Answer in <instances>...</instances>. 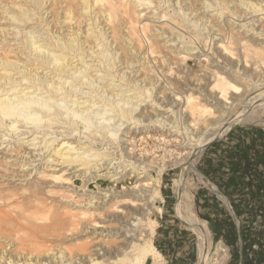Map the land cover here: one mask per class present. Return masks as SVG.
Returning <instances> with one entry per match:
<instances>
[{
    "label": "bare ground",
    "instance_id": "1",
    "mask_svg": "<svg viewBox=\"0 0 264 264\" xmlns=\"http://www.w3.org/2000/svg\"><path fill=\"white\" fill-rule=\"evenodd\" d=\"M34 1L38 3L42 27L36 30L38 28L29 27L30 23L23 18H17L20 24L25 22L21 26L27 25L19 31L24 34L22 41H19V33L4 36L12 41L11 45L24 43V46H11L17 56L15 60L0 56V145L5 144L2 137L9 136L7 143H10L14 137L34 136L18 145L11 142L14 148L12 144L11 149L9 144L5 147H9L8 150L0 148V164L12 158L11 162H18V166L8 164L6 167L13 171L10 186H28L23 188L26 193L0 198V241L6 243L0 242V264H165L164 255L153 241L158 222L151 214L153 208L163 212L158 202L165 203L161 187L168 169L174 170L176 217L185 222L184 226L196 237L197 258L193 264H224L226 252L221 242L215 244L213 223L196 212L195 190L204 185L216 191L227 205L230 203L203 175L199 160L205 146L217 137L222 138L233 126L258 124L264 120V0H159L165 14L151 10L155 12L151 17H147L143 9L151 8L152 0H82L85 8L100 5L105 12L98 26L91 28V33H98L95 40L100 41L96 43L88 39L89 33L81 28L65 33L64 25L56 26L54 7L48 9L54 0ZM133 2H137L134 10ZM243 5H250L253 12L262 11L263 16L255 15L258 17L248 20L251 24L243 22L238 27L250 26L251 31L259 32L248 35L237 28L234 17L238 15L236 17H242L243 21V17L250 14L240 7ZM42 6L45 7L40 13ZM141 6L147 7L140 9ZM213 7L218 8L216 14L209 13L208 8ZM65 11L64 17L73 12L72 9ZM169 12L172 17H168ZM96 14L92 19L98 22ZM174 16L178 19L176 22L192 27L191 31L200 22L204 24L203 30H196L197 36H204L208 29L205 46L214 49L213 55H217L219 62L215 59L209 62L200 82L190 79V63L202 56L204 45L201 47V42L197 41L193 42L197 47L189 45L185 33L177 30L178 25L173 26ZM115 19H119L117 23ZM163 21L166 24H162ZM63 22L64 19L60 23ZM100 24L102 26L96 30ZM27 28L29 30L25 31ZM133 34L140 36L137 39L140 42L135 43ZM121 36L126 37L128 42L123 40L126 45L134 43V49L129 47L128 50ZM180 39H184L181 45ZM172 41L175 46L169 43ZM140 43L142 45H138ZM106 50L111 51V59L107 58ZM33 54L35 57H31ZM88 57L94 58L93 63L87 62ZM134 64L139 67L133 70ZM98 70L104 74H99ZM116 78L128 80V88L124 90L126 86L116 84ZM23 81L27 86L15 94L14 89ZM85 85H89L91 91L85 92L82 89ZM129 90L134 93L126 94ZM43 92L47 95H41ZM92 92L104 102L99 105L100 102L90 103L89 99L80 101L83 96L76 98ZM68 97L75 102L65 103ZM141 101L148 103L143 106ZM82 102L88 104L81 105ZM93 118L98 120L94 122L95 127L91 124ZM80 120L86 122L81 124ZM117 121L121 122L114 125ZM127 121L132 127L123 128ZM202 123L201 130L199 124ZM211 124L215 125L214 129L204 132ZM155 125L162 130L179 132L192 141V146L184 152L169 149L164 144L180 140L165 136L160 139L163 146H160L162 154H157L161 156L158 162L146 161L144 155L136 157L133 148L127 150L129 141L137 143L136 136L129 135L132 131ZM35 133L43 134L41 140L36 141L39 134ZM91 135L95 138L90 139ZM83 137L90 139L89 143ZM96 139H101V143L97 144ZM38 144L39 149L30 148ZM111 147L115 150L109 151ZM119 151L122 155L117 157ZM127 174L137 175V183L131 191L100 184L97 190L89 188V183L98 178L118 183ZM78 177L83 184L76 186ZM18 180L22 181L16 183ZM14 196H18L17 199ZM57 202L64 210L57 215L60 218L55 225L39 224L44 221L41 208H55ZM49 230L63 242H75L77 250L73 246L76 251L60 244L57 249L51 244H39V234ZM8 234L10 237L19 234L17 243L21 248H17L16 240ZM24 235L32 237V249H35L31 252L25 250ZM102 238L113 239L106 244Z\"/></svg>",
    "mask_w": 264,
    "mask_h": 264
},
{
    "label": "rangeland",
    "instance_id": "2",
    "mask_svg": "<svg viewBox=\"0 0 264 264\" xmlns=\"http://www.w3.org/2000/svg\"><path fill=\"white\" fill-rule=\"evenodd\" d=\"M212 1H214V2H216L215 0H212ZM54 2L55 3H52L50 6H49V10L50 9H52L53 7V9L52 10H54V12L53 13H56V17H55V20H54V22L56 23V26L59 28V27H62L63 25H64V29H65V33H72V31H73V28H75V29H77V28H81V30L83 29V30H85V32L87 31V35H88V33H89V35H88V39H90L91 41H94V43H96V42H98V41H100V39H97V40H95V37L97 36V34L98 33H91L92 32V30L93 29H91V28H94L95 29V27L96 26H98V24L102 21H99L100 19H103V18H105V12H103L102 10L103 9H101V6L100 5H98V6H96V7H94V6H90V7H86L85 8V5H84V3L82 2V0H75L74 2L72 1V0H54ZM151 2H153V5H152V7L151 8H144L143 9V12H146L147 13V17H151V16H154L153 14H155V12L157 11L158 13H161V14H165V13H163V6L159 3V0H152ZM134 4H133V7H132V10H134V9H136L137 7H135V5H136V3L137 2H133ZM54 4V5H53ZM264 4V3H263ZM38 5V3H35V1L34 0H0V56L2 57V58H8V59H16L17 58V56H16V54H14V52H13V50H12V48H11V46H13V45H11L12 43V41L11 42H9L8 40H6L5 38V33H13V34H15V33H19V31L20 30H22V29H24L23 27H26L27 25H25V26H21L23 23H25L24 21L23 22H21L22 24H20V22H18L19 20H22V18H23V20H26L27 21V23H30V24H28V26L29 27H31V26H33V27H35V28H38V29H36V30H39V27H42V25H39V7L37 6ZM250 6V5H249ZM249 6H246V5H243V6H240L242 9H244V10H249V11H247V12H249L250 14H248L247 16H246V18L244 19V17H243V21H242V17H240V18H238V17H236V16H238V15H236L235 17H234V19H235V21H236V26H237V28H240V27H238V25L240 24H242L243 22H248V24H251V22H249L251 19H253V18H257L258 16H255V15H261V16H263V14H262V11H260V12H253V11H251V10H253L252 8L250 9L249 8ZM44 7L45 6H42L41 7V9H40V13H42V11L44 10ZM68 7V8H67ZM143 7H147V6H141L140 7V9H142ZM220 7V6H219ZM251 7V6H250ZM249 8V9H248ZM24 9V10H23ZM26 9V10H25ZM65 9H72V14L70 15V16H68L67 15V17H64L65 16V14H66V11H65ZM150 9V10H149ZM209 9V13L210 12H212V13H210V14H216L217 12H218V8L216 7H213V8H208ZM207 9V10H208ZM64 10V11H63ZM148 10V11H147ZM151 10H155V12L153 13ZM25 11V12H24ZM27 12V15H24V13H26ZM97 13V14H96ZM104 13V14H103ZM32 14V15H31ZM97 15V19H98V22H96V20L95 19H92L93 18V16L94 15ZM99 14V15H98ZM103 14V15H102ZM167 14V13H166ZM172 13H168V17L169 16H171L172 17V15H171ZM230 14H232V13H230ZM174 15V14H173ZM63 16V17H62ZM155 16H157V15H155ZM7 17H10L9 19L7 18ZM28 17H30V18H36V19H32V20H29L28 19ZM252 17V18H251ZM14 18V19H13ZM19 20H18V19ZM24 18H26V19H24ZM95 18V17H94ZM100 18V19H99ZM119 19H120V17H118ZM156 18V17H155ZM174 18V20H173V26L175 25V27L177 28V30H180V32L181 33H185L184 34V36H185V40L186 39H188V40H186L187 42H189L188 44L189 45H192V46H195V47H197L198 46V44L196 45V43H193V42H198V43H200L201 42V47H202V49H201V54H202V56L201 57H199V58H195V60H192L191 61V66H190V75H189V77H190V79L192 80V78H193V80L192 81H195V82H200V80L203 78V75H204V72L206 71V69H207V65L209 64V62L210 61H213L214 59L215 60H217L218 58H217V55H213V52H214V49H209L210 48V46L208 45L207 47L205 46V40H206V38H205V36H207L208 35V29H206L205 31H204V36H197V35H195L197 32H196V30H203V28L205 27V25L203 24H201V22L199 23V25L198 26H193L194 25V23L192 22L191 23V25L193 26V27H195V30H193V31H191L193 28L191 27V28H187L186 26H184L185 24H183V22L182 21H180V22H176V20H178L177 18H176V20H175V16L173 17ZM224 18V17H223ZM223 18H221V20L223 19ZM64 19V22L63 23H60L62 20ZM119 19H115L116 21V23L118 22V20ZM237 19V20H236ZM250 19V20H249ZM38 20V21H37ZM194 20V19H193ZM192 20V21H193ZM245 20V21H244ZM247 20V21H246ZM249 20V21H248ZM144 22H145V20H144ZM151 23L153 22V21H150ZM165 22V23H164ZM158 24H159V22H157ZM181 23V24H180ZM156 24V23H155ZM162 24H166V21H163L162 22ZM201 24V25H200ZM239 25V26H240ZM19 26V27H18ZM100 26H102V24H100L99 25V27L96 29V30H98L99 28H100ZM171 26V25H170ZM182 26V27H181ZM257 26V25H256ZM16 27V28H15ZM185 27V28H184ZM247 27H249V28H247ZM119 28V27H118ZM184 28V29H183ZM7 29H10V30H8L7 31ZM66 29H68V30H66ZM27 30H29V28H27L25 31H27ZM18 31V32H17ZM246 32V34H248V35H250L251 33H255V32H259V31H251L250 30V26H246V27H241L240 28V32ZM120 32V31H119ZM175 33V32H174ZM257 34V33H256ZM24 34H20L19 33V38H23L24 36H23ZM83 35H84V32H83ZM120 35H122L121 34V32H120ZM133 35H135V36H133L134 38H136V40L140 37H138L137 38V35L138 34H133ZM45 36H47L46 34H45ZM190 36V37H189ZM10 37H13V36H10ZM132 37V36H131ZM132 37V38H133ZM192 37V38H191ZM22 38H21V40H19L20 42L22 41ZM100 38V37H99ZM121 38H122V43L123 44H127L126 42H128L127 41V39H126V37L125 36H121ZM133 38V39H134ZM92 39H94V40H92ZM125 39V41H123ZM190 39H191V41H190ZM205 39V40H204ZM136 40H134L135 41V43H138V42H140V40L138 41L137 40V42H136ZM183 40L184 39H180V41L179 42H181L180 43V45L181 44H183L182 42H183ZM199 40V41H198ZM6 41V42H5ZM185 41V42H186ZM15 41H13V43H14ZM175 41H172V42H169V43H171V44H173ZM178 42V41H177ZM11 43V44H10ZM24 43H19V44H15V46H13V47H16V46H24L23 45ZM102 44V42H100V45ZM134 44V43H133ZM133 44H131V46H129V45H126V47H128V50H129V47L131 48V49H134L133 48ZM184 44H186V43H184ZM195 44V45H194ZM99 45V46H100ZM138 45H142V43H140V44H138ZM174 45V44H173ZM98 46V47H99ZM135 46H137V44H135ZM175 46V45H174ZM97 47V48H98ZM102 47V46H101ZM140 48V46H137V48ZM143 47V46H142ZM142 47H141V51H142ZM198 50H200V49H197L196 51H198ZM28 51V50H27ZM205 51V52H204ZM207 51V52H206ZM106 52L109 54L108 55V57L107 58H109V59H111L112 58V54H111V51L110 50H106ZM211 52V53H210ZM133 53H134V51H133ZM208 53H209V58H208ZM111 54V55H110ZM207 55V56H206ZM213 55V57H211ZM139 56V55H138ZM31 57H35L34 56V54L31 56ZM130 57H131V54H130ZM207 58L209 59V60H207ZM77 59V58H76ZM88 59V63L90 62V64L91 63H93L92 61H93V59L94 58H91L90 59V57H88L87 58ZM113 60V59H112ZM219 60V59H218ZM217 60V61H218ZM118 61V60H117ZM97 62L98 61H96L95 63L97 64ZM108 62V61H107ZM219 62V61H218ZM220 63L221 64H225L226 65V63H223L222 61H220ZM119 65H120V63H118ZM118 65V66H119ZM139 64H137V65H132V68H133V70L134 69H136V68H138L139 66H138ZM121 67H123L122 65H121ZM120 67V68H121ZM93 69L95 70V67H93ZM129 70V69H128ZM97 72H99V74H104V72H102V71H97ZM196 72V73H195ZM94 73V72H93ZM203 74V75H202ZM134 75V73H132V76ZM15 76H19V74H16ZM131 76V77H132ZM197 76V77H196ZM69 80H71L70 78H69ZM98 80H101L100 78H98ZM76 81H78V80H76ZM128 81V80H127ZM127 81L125 80H120L119 78H116V81H114L116 84H120V86L121 85H123V86H126L125 88H124V90H126L128 87L127 86H129V84L127 83ZM27 82L26 81H23V83L21 84V85H19L18 87H17V89L15 90L14 89V92H15V94L20 90V89H22V88H25V86H27ZM0 86H1V82H0ZM9 85H7V87H8ZM81 85H79V87H80ZM84 87H86V88H82L85 92H89V91H91V89H89V85H85ZM3 88V87H2ZM117 89H119V87H117ZM27 89H24V91H26ZM28 90H32V88L31 89H28ZM93 90V89H92ZM1 91V90H0ZM99 91H101V88L99 89ZM37 93L39 92V90H37L36 91ZM126 92V94H132V93H134V91L133 90H129V91H125ZM10 93H13V91H11ZM15 94H11V97H14L15 96ZM100 94H101V92H100ZM102 94H103V92H102ZM35 95V94H34ZM41 95H47V94H45L44 92L41 94ZM104 95H106V93H104ZM81 96H83V97H81ZM140 96V95H139ZM37 97H39V94H37ZM81 97V98H80ZM73 98H75V96L74 97H72V99ZM76 98H80V101H85L86 99H89L90 100V103L91 102H93V101H96V102H100V103H98L99 105L102 103V102H104V100H102V97H100V96H95V92H92L91 94H83V95H78V96H76ZM130 98H133V95H130ZM70 99V97H68L67 98V101L65 102V103H69V104H73V102H75V101H72V100H69ZM136 100V99H135ZM60 102H62V101H60ZM142 102V104H143V106L144 105H146L147 103H148V101H141ZM149 103H151V102H149ZM77 104V103H76ZM88 103H85V102H82L81 103V105H87ZM97 104V105H98ZM127 106V105H126ZM143 106H141V107H143ZM108 107H110V105H108ZM78 109V108H77ZM98 109H96V111H97ZM110 113H112V114H114V112H112V111H110ZM207 118H208V116H206ZM97 118H93L92 119V122H91V124L93 125V127H95L96 125L94 124V122L95 121H97L98 122V120H96ZM118 119V117H115V120H117ZM81 121V124H84L86 121H84V120H80ZM121 121H117V122H115L114 123V125H116V124H119ZM98 124V123H97ZM157 125H158V123H156ZM127 125H129V123H128V121L127 122H124L123 123V128L124 127H126ZM129 127H132V125H129ZM139 127V126H138ZM204 127V125H203V123L202 124H199V129H201L202 130V128ZM214 127H215V125L214 124H211V126L209 127V128H207V129H203V131L204 132H206L207 130H209V131H212L213 129H214ZM233 127H255V128H259V129H264V120L262 121V122H260V123H251V124H244V125H235V126H233ZM232 127V128H233ZM58 128H61V129H64L63 127H57L56 129H58ZM231 128V129H232ZM55 129V128H54ZM67 128H65L64 130H66ZM166 131H168V130H162V128H160L159 126H152V127H150V126H147L146 128H145V130L143 129H141V130H136L135 132H131L129 135L130 136H132V137H134V136H136V140H137V143L135 144V143H133V141H129L128 142V145H127V150H131V148H133V152H134V155L136 156V157H141L142 155H144V159L146 158V161H150V160H152V159H154L155 161H160V158H161V156H158V155H161L162 154V151H161V147L160 146H163V140H160L161 138H163V137H165V136H167L168 137V139H171V140H173V139H175L176 137H178L179 138V140H180V142L178 143V142H176V141H173V142H171L170 144H164V145H167V148H169V149H176L178 152H184V151H188L189 149H190V147L192 146V144H191V142L192 141H190V139L189 138H187V139H185L184 138V136H182V135H180V133L179 132H166ZM35 134H39V133H35ZM86 135H88V136H90L88 133H85ZM39 137L37 138V140L36 141H39V140H41V137L43 136V134H39L38 135ZM47 136V135H46ZM8 137V138H7ZM23 137V138H22ZM34 136L33 135H26L25 137L23 136V135H21L20 137H14V139L12 140V138H11V142L14 144V142L17 144H19V143H22V142H24V141H26V140H30V139H32ZM47 137H49V135L47 136ZM9 136H6V137H2L1 138V140L2 141H5V144L4 145H0V148H2L3 150H8L9 149V147H10V149H11V142L10 143H7V141L9 142ZM84 138V140H86L87 139V143H89L88 142V140H90V139H92V138H95V137H93L92 135H91V137H90V139H88V138H85V137H83ZM102 138V137H101ZM21 139V140H20ZM52 139V138H51ZM97 140V139H96ZM160 140V141H159ZM184 142V143H183ZM99 143H101V139H98L97 140V144H99ZM164 143H166V142H164ZM9 144V147H7V148H5L6 147V145H8ZM12 144V145H13ZM17 144V145H18ZM76 144V143H75ZM182 144V145H181ZM169 145V146H168ZM41 146H43L44 147V144L42 143L41 144ZM57 146V145H56ZM109 146H111L110 144H109ZM115 146H118V144L117 145H115ZM83 147H85V145L83 146ZM13 148H14V145H13ZM30 148H35L36 150L37 149H39V144L35 147L34 145H30ZM121 148V147H120ZM154 149H156L157 151L155 152V150ZM47 150V148L46 147H44V151H46ZM51 150V149H50ZM50 150L49 151H47L46 153L47 154H50ZM108 150L109 151H114L115 150V147H111V148H108ZM148 152H147V151ZM184 150V151H183ZM154 151V152H153ZM53 152H54V150H53ZM145 152H147V153H145ZM149 153V154H148ZM46 154V155H47ZM158 154V155H157ZM21 155V154H20ZM122 155V151H119V153H118V155H117V157L118 156H121ZM39 158V157H38ZM201 158H202V155H201V157H200V160H199V169H200V163H201ZM14 158H12V159H9L8 161H5L3 164H5V165H3L2 163V165L0 164V198H3V197H6V196H9V195H11L12 193L14 194V193H16L17 195H20V194H22V193H26V188L28 187V186H23V185H21V184H17L15 187L16 188H13L12 186H10V184L9 183H11V181H12V179H11V177H12V173H13V171L12 170H10V169H7L6 167H8L10 164L11 165H15V166H18V162H11L10 160H13ZM38 162H40V160H38L37 161V163ZM9 164V165H8ZM17 164V165H16ZM60 167V166H59ZM58 167V168H59ZM51 168V167H50ZM152 174H155V172L154 171H150ZM173 172H174V170H170V169H168L166 172H165V174L163 175V182H162V187H161V190H162V193H163V191H165V192H167L169 195H170V197L169 198H165V203L167 204V203H170V206H172V207H170V206H168V208H171V210H172V208H173V212H174V210H175V204H176V196H175V194H174V192H173V188H172V177H173ZM203 175L206 177V178H208L204 173H203ZM8 179H10V180H8ZM46 179V178H45ZM20 181H22V180H18L16 183H20ZM137 183V175L136 174H133V175H131V174H127L122 180H120V181H118V183L117 182H113V181H111V180H109V179H104V178H98V179H96V180H94V181H91L90 183H89V188H91V189H95V190H97L98 189V185L97 184H100L102 187H112V186H114V187H116L117 189H123V187L126 189L125 191H131V188L133 189V187L135 186V184ZM76 186H78V185H82L83 184V181L78 177L77 179H76ZM20 186V188H18ZM22 186V187H21ZM198 187H200V188H197L196 190H195V196H196V199H195V209H196V212H197V214H198V216L199 217H201V218H203V219H206L205 217H204V214L200 211V208L198 207V199H199V195H201V194H204V192L202 193V191H211V189H209L208 187H206V186H204V185H199ZM22 188V189H21ZM23 188H25L24 190L25 191H23ZM15 189V190H14ZM14 190V191H13ZM18 190H20V191H18ZM18 191V192H17ZM21 192V193H20ZM19 193V194H18ZM8 194V195H7ZM216 194V193H215ZM163 195H164V193H163ZM217 195V194H216ZM16 197H18V196H14V198H16ZM217 197H218V195H217ZM223 197L227 200L228 198L226 197V196H224L223 195ZM13 198V199H14ZM219 198V197H218ZM17 199V198H16ZM222 203H223V205L226 207V209L228 210V208H227V205H226V203H224L223 201H221ZM58 203V202H57ZM56 203V204H57ZM159 204H164V203H162V202H158ZM59 206V207H58ZM58 206L57 205H55L54 207L55 208H53V207H51V208H49L48 206H46V207H44V208H41L42 210H43V213H42V215H44V218L42 219V220H44L43 222H39V224H41V225H44L45 224V226H49V225H55V222L57 221V220H59V216L61 215V213H60V211L62 212L64 209L59 205V203H58ZM56 208H57V211H56ZM42 210L40 211V212H42ZM50 210H51V212H50ZM54 213H53V212ZM59 211V212H58ZM111 213H113V211H111ZM175 213V212H174ZM59 214V216H57ZM169 214H172V213H169ZM40 215H41V213H40ZM154 218H156V221L158 222V226H159V224H160V220L163 218V216L165 215V212H162V213H159L155 208H153L152 209V214H151ZM176 215V214H175ZM41 217V216H40ZM43 217V216H42ZM41 217V218H42ZM234 217V219H235V221L238 223L239 222V219H238V217H235V216H233ZM169 218H171V217H169ZM48 220V221H47ZM206 220H208V219H206ZM41 221V220H40ZM46 221V222H45ZM208 221H210V220H208ZM173 222V221H172ZM211 222V221H210ZM51 223V224H50ZM212 223V222H211ZM214 225V224H213ZM179 226H182L183 228H184V226L182 225V224H180L179 223ZM158 228V227H157ZM41 229V228H40ZM40 229H39V232H40ZM51 230H49V231H47V232H44L43 231V233L41 232L40 234H39V238H38V241H39V244L40 243H45V244H47V245H49L50 246V244H51V247H54V248H56L57 246H58V244H60V245H63V246H66V247H71V249L73 250L74 248L77 250V247H76V245H73V244H75V242H73V241H71V240H67V241H62V240H59V238L57 237V234L54 232V231H51ZM156 231H157V229H156ZM215 232V231H214ZM45 234V235H44ZM48 234V237L46 236ZM18 235L19 234H14V236H17L16 237V239L14 238V236H12V237H10L9 236V234H8V236H9V238H12V239H14V240H16V246H17V248L19 247V248H21L20 247V243L18 244L17 242H18V240H19V238L20 237H18ZM51 236V237H50ZM22 237V236H21ZM25 237V238H24ZM24 237L22 238V239H24L23 241H25L24 243H25V250H26V252H31V250L33 251V249H35L34 247H33V249H32V244L31 243H33V240L31 241V239H32V237H30V236H28V235H24ZM56 237V238H55ZM18 238V239H17ZM48 240H47V239ZM55 238V239H54ZM11 239V240H12ZM42 239V240H41ZM51 239V240H50ZM68 239V238H67ZM109 238H107V240H108ZM113 238H110L108 241L106 240V238L104 239V238H102L101 240H102V242L103 243H106V244H108L111 240H112ZM52 240H53V242H52ZM106 240V241H105ZM22 241V242H23ZM48 241V242H47ZM50 241H51V243H50ZM153 241H154V239H153ZM185 241V243H184V251L185 252H188L189 253V251H190V244L192 243V241H196V237H195V235L192 233V235H187L186 236V239L184 240ZM1 242V244L2 243H4V241L2 242V241H0ZM219 242H221L222 244H223V247H224V249H225V252H226V261H225V263L224 264H228L229 263V261L231 260V258H232V252H231V250H230V248H229V246L223 241V240H218V241H216L215 240V244H218ZM27 243V244H26ZM64 243V244H63ZM4 244H6V243H4ZM3 244V245H4ZM52 244H54V245H52ZM70 244V245H69ZM27 246V247H26ZM74 248H73V247ZM27 248L29 249V250H27ZM57 249V248H56ZM73 250V251H76V250ZM13 251H16V249H14ZM15 254L17 253V251L16 252H14ZM30 254V253H29ZM184 259H186V258H184ZM195 262V261H194ZM193 262V263H194ZM193 263H191V264H193Z\"/></svg>",
    "mask_w": 264,
    "mask_h": 264
},
{
    "label": "trees",
    "instance_id": "3",
    "mask_svg": "<svg viewBox=\"0 0 264 264\" xmlns=\"http://www.w3.org/2000/svg\"><path fill=\"white\" fill-rule=\"evenodd\" d=\"M226 170L221 179H214L209 172L200 169L205 175L209 176L213 183L219 186L220 191L227 196L232 207L239 219L240 225L235 221L234 217L226 209L221 201L220 207L215 216L205 214L208 220H213L214 239L216 241L223 240L232 252V258L228 264H264V147L256 148L252 153H242L233 155L229 158ZM235 182L237 186L230 190L226 185ZM225 185V186H224ZM164 197L169 198L170 195L163 191ZM165 205V213H175L173 208ZM168 210V211H167ZM176 216V215H175ZM175 222L178 224L179 221ZM161 227L158 229L160 231ZM181 234L192 235L191 231L181 229ZM179 243L183 249L184 240ZM169 241V242H168ZM168 248L162 247L158 239L155 240L156 247L159 248L168 258L171 252V239L167 240ZM176 243V244H177ZM169 249V250H168ZM180 251V248L175 252ZM184 261L175 262L173 258L169 264H191L196 260V245L192 241L189 253H185Z\"/></svg>",
    "mask_w": 264,
    "mask_h": 264
},
{
    "label": "crops",
    "instance_id": "4",
    "mask_svg": "<svg viewBox=\"0 0 264 264\" xmlns=\"http://www.w3.org/2000/svg\"><path fill=\"white\" fill-rule=\"evenodd\" d=\"M259 147H264V129H259L255 127H233L225 135H223L222 138H220L219 140L215 142H212L204 150L202 154V158H201L200 169H204L206 172H209L210 176H212L214 179L215 178L221 179L222 181L224 179H222V177L220 178V176H222L226 170H229L227 165L231 164V163H228L227 161L229 158H232L233 155L242 154V153L250 154L252 153V151H254L256 148H259ZM207 177L212 182L210 177L209 176ZM215 186L220 191L219 186L216 184ZM226 186L228 189L233 190L237 186V184L233 182ZM203 192L204 194L199 195L198 207L200 208V211L204 215L208 214V215L215 216V214H217V210L220 207L219 201H223L224 203L225 201L220 196H218L219 197L218 198L216 195L217 193L213 190L202 191V193ZM221 194L223 193L221 192ZM165 205L166 203L162 205L163 212H166ZM168 206H170V204ZM174 218L179 221V219L175 215L173 217L172 214L165 213L163 218L159 221L160 224L157 228V231L154 237V243H155V240L158 239L162 247H164L165 249L168 248V244H169L168 243L169 241L167 242V240L171 239V245H172L171 252L172 253L170 254V257L168 258L162 253L166 260L165 264H169V261L172 260L173 258L176 260L175 261L176 263L177 262L180 263L181 261L185 260L184 258H186L185 257L186 252L184 251V245L182 249L179 243L176 242V240L177 238H179L178 242H180L181 240H185L187 234L186 235L181 234L182 232L181 229L183 228L182 226H179V223L181 224V222L179 221V223L177 224ZM211 222L213 223V220ZM160 227L161 229L160 231H158ZM183 229L190 231L185 226ZM177 248L178 249L180 248V251L175 252Z\"/></svg>",
    "mask_w": 264,
    "mask_h": 264
},
{
    "label": "water",
    "instance_id": "5",
    "mask_svg": "<svg viewBox=\"0 0 264 264\" xmlns=\"http://www.w3.org/2000/svg\"><path fill=\"white\" fill-rule=\"evenodd\" d=\"M221 137H217V138H215L214 140H212L210 143H208L206 146H205V148H204V150L212 143V142H215V141H217V140H219ZM218 191V193H221L219 190H217ZM216 192V191H215ZM227 205V204H226ZM227 208H228V210H229V212L231 213V215H233V216H235V217H237V215L235 214V211H234V209H233V207H232V205L230 204V205H227ZM179 221L181 222V224L182 225H186V223L185 222H183L181 219H179ZM240 225V223L238 222V226Z\"/></svg>",
    "mask_w": 264,
    "mask_h": 264
}]
</instances>
